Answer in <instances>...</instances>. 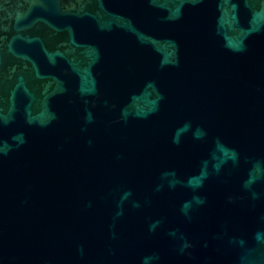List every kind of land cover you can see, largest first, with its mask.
Returning <instances> with one entry per match:
<instances>
[{
  "label": "water",
  "instance_id": "water-1",
  "mask_svg": "<svg viewBox=\"0 0 264 264\" xmlns=\"http://www.w3.org/2000/svg\"><path fill=\"white\" fill-rule=\"evenodd\" d=\"M0 264H264V0H0Z\"/></svg>",
  "mask_w": 264,
  "mask_h": 264
}]
</instances>
